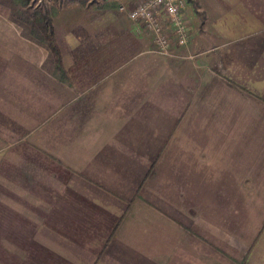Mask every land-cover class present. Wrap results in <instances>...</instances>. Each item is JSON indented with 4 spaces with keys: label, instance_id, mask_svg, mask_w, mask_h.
Segmentation results:
<instances>
[{
    "label": "crops",
    "instance_id": "obj_1",
    "mask_svg": "<svg viewBox=\"0 0 264 264\" xmlns=\"http://www.w3.org/2000/svg\"><path fill=\"white\" fill-rule=\"evenodd\" d=\"M63 11L58 75L0 20V264H264V0H184L171 56Z\"/></svg>",
    "mask_w": 264,
    "mask_h": 264
},
{
    "label": "rangeland",
    "instance_id": "obj_2",
    "mask_svg": "<svg viewBox=\"0 0 264 264\" xmlns=\"http://www.w3.org/2000/svg\"><path fill=\"white\" fill-rule=\"evenodd\" d=\"M133 1L134 0H0V20H16L24 24L23 20H26L29 14L38 12L40 16L39 19H41L39 21H47L48 29L46 34H40L38 30L26 24L23 25V28H20L23 29L25 34L30 35L34 43L41 45V49H44L46 54V66L48 70L51 69L53 71L57 69V72L53 71L52 74L58 75L60 74L58 72L60 71L59 67L61 64V43H64L60 38H62L61 33L66 32L64 21L60 20L63 16L65 17L64 9L72 7L88 8L92 6L96 10L108 8L118 10L119 4L136 5L137 3ZM188 1L196 5L198 0Z\"/></svg>",
    "mask_w": 264,
    "mask_h": 264
},
{
    "label": "built area",
    "instance_id": "obj_3",
    "mask_svg": "<svg viewBox=\"0 0 264 264\" xmlns=\"http://www.w3.org/2000/svg\"><path fill=\"white\" fill-rule=\"evenodd\" d=\"M183 5L184 0H143L134 6L119 4L118 10L125 13L131 20L141 21L147 29L153 32L156 43L154 52L163 56H171L168 50L169 40L164 32L160 16L163 14L167 22L174 27L178 43L185 44L184 24L181 18Z\"/></svg>",
    "mask_w": 264,
    "mask_h": 264
},
{
    "label": "trees",
    "instance_id": "obj_4",
    "mask_svg": "<svg viewBox=\"0 0 264 264\" xmlns=\"http://www.w3.org/2000/svg\"><path fill=\"white\" fill-rule=\"evenodd\" d=\"M40 16L38 14V12H32L31 14H29L28 18H26V20L24 21V24L20 22H18V24L23 28V25H29L30 27L38 30L40 32V34H46L48 26H47V21H39L41 19H39ZM42 36V35H41Z\"/></svg>",
    "mask_w": 264,
    "mask_h": 264
}]
</instances>
